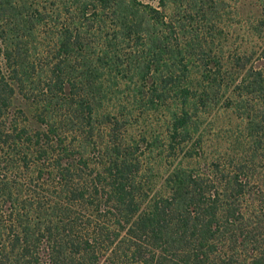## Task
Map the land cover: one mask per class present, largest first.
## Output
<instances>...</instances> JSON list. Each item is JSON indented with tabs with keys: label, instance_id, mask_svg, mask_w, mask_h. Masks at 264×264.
<instances>
[{
	"label": "trees",
	"instance_id": "trees-1",
	"mask_svg": "<svg viewBox=\"0 0 264 264\" xmlns=\"http://www.w3.org/2000/svg\"><path fill=\"white\" fill-rule=\"evenodd\" d=\"M234 15L0 0V264H264V45ZM221 101L240 139L213 151Z\"/></svg>",
	"mask_w": 264,
	"mask_h": 264
},
{
	"label": "rangeland",
	"instance_id": "rangeland-1",
	"mask_svg": "<svg viewBox=\"0 0 264 264\" xmlns=\"http://www.w3.org/2000/svg\"><path fill=\"white\" fill-rule=\"evenodd\" d=\"M228 3L236 11V15L232 16L230 20L232 46L239 45L244 49H249L252 46L264 45V40L251 35V32L245 29L248 26L254 28L253 31L256 35L264 37V0H228ZM223 103V101L217 102L207 114L200 117L199 130L194 134L195 137L198 134L203 136V140L207 141L208 148L213 151L233 148L240 139V122L231 110L224 107ZM178 164L181 163L174 160L166 162L164 167L169 170ZM184 165L187 164L184 162ZM159 176L163 177L164 175L160 174Z\"/></svg>",
	"mask_w": 264,
	"mask_h": 264
}]
</instances>
